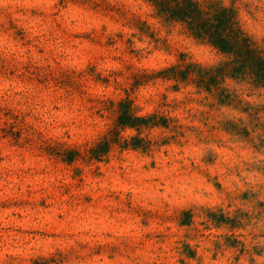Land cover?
<instances>
[{"label":"clouds","instance_id":"obj_1","mask_svg":"<svg viewBox=\"0 0 264 264\" xmlns=\"http://www.w3.org/2000/svg\"><path fill=\"white\" fill-rule=\"evenodd\" d=\"M0 264H264V0H0Z\"/></svg>","mask_w":264,"mask_h":264},{"label":"trees","instance_id":"obj_2","mask_svg":"<svg viewBox=\"0 0 264 264\" xmlns=\"http://www.w3.org/2000/svg\"><path fill=\"white\" fill-rule=\"evenodd\" d=\"M221 43H223V42L221 41Z\"/></svg>","mask_w":264,"mask_h":264}]
</instances>
